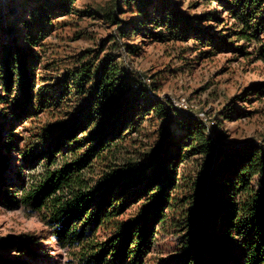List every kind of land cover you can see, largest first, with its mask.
<instances>
[{"label":"trees","instance_id":"obj_1","mask_svg":"<svg viewBox=\"0 0 264 264\" xmlns=\"http://www.w3.org/2000/svg\"><path fill=\"white\" fill-rule=\"evenodd\" d=\"M121 2L107 17L116 22L118 6L121 13L135 15L121 27L122 38L140 33L155 42L193 41L188 50L199 51V58L235 50L264 62V0H195L190 8H203L199 14H188L170 0ZM52 5L64 8L61 2ZM48 7L39 2L25 21V33L0 41V104L7 109L0 114V149L15 151L19 132H6L12 124L63 105L71 108L43 128L33 145L25 138V149L18 152L24 162L20 171L38 166L44 171L39 184L17 190L14 204L47 212L58 244L79 249L80 264H144L169 226L180 234V243L168 264H264V146L223 148L199 118L172 111L155 85L136 83L111 53L89 60L82 54L78 68L62 79L40 76L33 49L47 36ZM140 46L125 44L127 56L137 55ZM151 118L166 121V127L145 163L108 165V172L94 177L96 165L107 163ZM5 180L0 175V191ZM140 200L137 211L124 219ZM9 245L33 252L22 241Z\"/></svg>","mask_w":264,"mask_h":264},{"label":"rangeland","instance_id":"obj_2","mask_svg":"<svg viewBox=\"0 0 264 264\" xmlns=\"http://www.w3.org/2000/svg\"><path fill=\"white\" fill-rule=\"evenodd\" d=\"M56 1L61 2L60 6L64 5V11L62 7L52 5ZM121 1L0 0V41L21 37L32 10L39 2H44L50 8V25L45 39L33 49L39 58L40 76L62 79L68 71L78 68L77 61L82 54L86 53L85 60H89L97 54L102 58L111 53L137 80L136 83L143 80L147 86L155 85L156 94L168 102L172 111L199 118L214 138L220 140L223 148L240 147L245 143L264 146V62L257 60L256 55L247 57L235 50L220 52L212 58H199V51L188 50L193 41L155 42L154 38L143 37L140 33L133 35L130 38L132 41L122 38L121 27L133 22L135 15L129 10L121 13V6H118L115 11L118 20L111 22L107 17V11L114 5L122 4ZM170 1H175L188 14H199L204 10L190 8L195 0L186 4L181 0ZM57 7L60 11H56ZM125 44H140L141 50L137 55L127 56ZM253 50L250 48L248 51ZM246 89L251 90L247 93ZM67 110L71 108L63 105L39 112L32 120L30 118L31 121L16 122L6 130L7 134L19 132V138L13 147L15 151L0 149V175L6 179V187L0 191V264H80L79 249L69 250L58 244L47 212L31 213L12 201L19 200V188L26 190L39 184L43 176L42 166L20 171L24 162L18 152L20 148L25 149V138L33 145L40 140L38 134L42 129L61 120ZM6 111L5 106L0 104V114ZM2 125L0 134L4 129ZM165 127L166 121L155 118L145 121L137 133L113 151L107 163L96 165L92 175L98 177L104 171L108 172V165L122 168L127 164L137 166L145 163L146 154L158 145L160 131ZM177 137L182 135L178 133ZM3 140V137L0 138V144ZM199 164L202 166L201 162ZM181 166L179 170H183ZM199 168L202 170V167ZM152 180L153 177L147 184ZM141 201L129 208L123 218L128 219L134 214ZM167 214L172 218L169 211ZM179 236L173 226L163 230L144 264H168L173 261L177 254L176 246L180 243ZM18 241L31 245L32 254L9 245V242L18 245Z\"/></svg>","mask_w":264,"mask_h":264}]
</instances>
